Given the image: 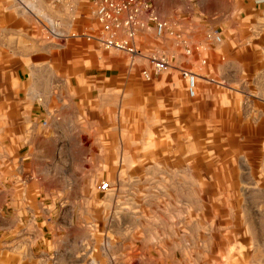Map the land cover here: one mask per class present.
Returning a JSON list of instances; mask_svg holds the SVG:
<instances>
[{"label":"rangeland","instance_id":"1","mask_svg":"<svg viewBox=\"0 0 264 264\" xmlns=\"http://www.w3.org/2000/svg\"><path fill=\"white\" fill-rule=\"evenodd\" d=\"M150 1L222 31L196 98L84 38L95 0H0V264H264V1Z\"/></svg>","mask_w":264,"mask_h":264},{"label":"built area","instance_id":"2","mask_svg":"<svg viewBox=\"0 0 264 264\" xmlns=\"http://www.w3.org/2000/svg\"><path fill=\"white\" fill-rule=\"evenodd\" d=\"M93 15L98 27L87 38L104 49L125 53L133 65L143 61L140 76L146 81L177 69L189 98L197 97L201 76L185 63L197 57V65L205 66L208 48L223 41L222 31L204 23L208 14L177 11L160 15L150 0H95ZM107 187L104 182L100 189Z\"/></svg>","mask_w":264,"mask_h":264},{"label":"crops","instance_id":"3","mask_svg":"<svg viewBox=\"0 0 264 264\" xmlns=\"http://www.w3.org/2000/svg\"><path fill=\"white\" fill-rule=\"evenodd\" d=\"M256 2L258 3V0H255V3ZM253 19L255 20V17H253ZM254 23H255V21H254ZM87 35L88 34L83 33L82 36L84 38H86L87 40H90L93 44H95V41L87 38ZM73 36H75V34H73ZM50 84H51V82H50ZM42 85H43V83H41V82H34L33 85H32V87L39 88ZM35 98H36V96L32 99L33 100L32 101V105L33 106H34V103L39 104L38 101H35ZM49 105H50V102L47 101V99L43 100L42 103L38 105V107L40 108V111H41L42 118H43V116H45L47 114L46 113V110L49 109L48 108ZM51 105H53V104H51ZM36 108H37V106H36ZM51 109L55 112V114H58L59 109H61V107L60 106H57V104L55 103V105H53V108H51ZM34 118L36 119V117H34ZM27 132L29 134L30 133L36 134V135H39L40 134L39 136H41V137L42 136H46L47 138L46 137L45 138L42 137V138L43 139H52L53 141H57L56 140V137L57 136H62V134L59 133V131H58L57 128H50V126L47 127V128H45V129L43 127L42 128L39 127L38 129H37V127L36 128L32 127L31 129H28ZM51 145H53V144H51ZM61 149H62V146H59V148L53 149V152L55 153L57 150L60 152ZM23 157L26 158V159H28V163L30 165H36V167L37 166H40L42 168L43 167H48L49 166V163L48 162L50 160L51 161L52 160H56V158H57V157L55 158V156H53L51 154V151H49V149L46 146H41L40 143H34L28 149H26L24 151V156ZM45 213H49V211H46Z\"/></svg>","mask_w":264,"mask_h":264}]
</instances>
